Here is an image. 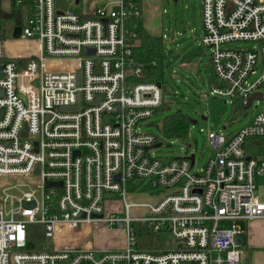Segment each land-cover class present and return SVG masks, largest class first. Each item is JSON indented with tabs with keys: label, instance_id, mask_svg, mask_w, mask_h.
<instances>
[{
	"label": "built area",
	"instance_id": "1",
	"mask_svg": "<svg viewBox=\"0 0 264 264\" xmlns=\"http://www.w3.org/2000/svg\"><path fill=\"white\" fill-rule=\"evenodd\" d=\"M57 1L30 0V15L13 29L21 27L20 38L0 42V176L38 177L41 190L0 191V264H241L239 223L264 219L256 182L264 156L247 148L264 139V112L231 137L209 131L215 156L199 170L195 154L164 161L155 152L161 140L145 126L164 104L165 85L150 73L157 62L143 64L128 39L140 0H69L67 11ZM201 7L211 94L244 108L254 94L264 100V0ZM132 188L171 192L137 204L128 200ZM116 197L125 217L106 214ZM136 206L153 218L133 217ZM96 223L126 229L127 246L96 249ZM31 225L44 227L47 249L27 250ZM139 226L166 232L170 244L141 250Z\"/></svg>",
	"mask_w": 264,
	"mask_h": 264
},
{
	"label": "rangeland",
	"instance_id": "2",
	"mask_svg": "<svg viewBox=\"0 0 264 264\" xmlns=\"http://www.w3.org/2000/svg\"><path fill=\"white\" fill-rule=\"evenodd\" d=\"M10 1L3 0L2 4L6 20L3 23L0 42L13 38L10 28L12 25ZM56 6L57 9L67 11L70 8V1L58 0ZM162 6L159 24L155 22L154 25L155 30L161 31V37L164 39V57L146 58L143 64L152 60L157 62L155 70L162 73L160 82L165 85V104L147 122L145 129L161 140L162 146L155 152L164 161L195 154V169L199 170L215 156V150L208 140V132L221 131L226 137L235 135L247 127L258 114L264 112V100L254 101L253 105L246 109L238 99L230 100L223 96L212 95L215 80L209 52L202 48L200 41L203 30L201 0H164ZM80 10L79 7L76 8L79 13ZM252 45V43H239L234 46L251 47ZM5 49L7 50L6 46ZM262 92L264 93V88ZM178 111L189 117L191 122L189 133L182 137L166 136L164 121ZM255 152L260 154L259 156H264V146L256 149ZM256 182L257 185H264V176L258 177ZM39 183L40 179L33 176H0V191L14 185H25L22 190L35 191L40 197L41 190L37 188ZM129 191L128 200L137 204H155L171 192L170 190L158 192L152 189L145 192H138L135 189ZM115 200L106 204V214L118 213L121 217H125L122 201L118 197ZM131 212L133 217L153 218L152 215L145 214L146 209L137 206ZM133 226L137 235V225L133 224ZM90 239L98 250H120L127 246L126 229L110 228L103 223L94 225ZM169 240H171L169 236L163 238V244L169 245ZM250 252L246 251L248 256L242 258L241 264H258L256 257H251L253 252Z\"/></svg>",
	"mask_w": 264,
	"mask_h": 264
},
{
	"label": "trees",
	"instance_id": "3",
	"mask_svg": "<svg viewBox=\"0 0 264 264\" xmlns=\"http://www.w3.org/2000/svg\"><path fill=\"white\" fill-rule=\"evenodd\" d=\"M140 15L132 17L127 24L128 39L134 44L133 50L137 57L141 58H159L164 57L165 44L162 37H157L149 34L144 27L143 9L140 4ZM5 17L0 5V34ZM139 44V45H138ZM213 72V70H212ZM151 75L153 80L162 81V73L158 70H152ZM215 80V79H214ZM165 104V102H164ZM164 106V105H163ZM162 109V108H161ZM159 109V111L161 110ZM190 119L181 111L176 112L174 115L168 116L164 121V133L166 136H187L190 130ZM264 144V139L249 140V143ZM133 189V188H132ZM138 239L140 243L138 247L141 250L159 251L167 248L163 244V238L167 237L166 232L156 233L153 230L139 226ZM157 237V238H156ZM163 237V238H162ZM142 238V239H141ZM48 242L45 238L44 227L40 225H31L28 228L27 250L28 251H43L47 249Z\"/></svg>",
	"mask_w": 264,
	"mask_h": 264
},
{
	"label": "crops",
	"instance_id": "4",
	"mask_svg": "<svg viewBox=\"0 0 264 264\" xmlns=\"http://www.w3.org/2000/svg\"><path fill=\"white\" fill-rule=\"evenodd\" d=\"M16 2L17 0H11L9 2L10 18L12 20V25L10 28L12 33L17 21L26 19L31 12L30 0H23V4L20 6L17 5ZM2 4H3V0H0L1 8H2ZM140 4L143 9L145 29L151 35L161 37L162 33L157 29L155 30L156 26L154 25V23L156 22L159 24V18L162 16V7H163L162 5L164 4V0H140ZM4 17L6 20V16ZM263 146L264 144L261 145L256 142L250 143L247 147L248 152L251 154L252 153L258 154L257 152H255L256 149H259ZM258 187L260 190V194L264 196V185L258 184ZM239 225L241 227L243 234L237 238V244L243 247L244 250L243 257L248 256L247 253L251 251L253 252V253L250 252L251 257L255 256L256 261H258V264H264V219L255 220L251 222L241 221Z\"/></svg>",
	"mask_w": 264,
	"mask_h": 264
},
{
	"label": "water",
	"instance_id": "5",
	"mask_svg": "<svg viewBox=\"0 0 264 264\" xmlns=\"http://www.w3.org/2000/svg\"><path fill=\"white\" fill-rule=\"evenodd\" d=\"M13 36H14V38L15 39H18V38H20V36H21V27H16L15 28V32H14V34H13ZM0 75L2 76V67L0 66ZM35 84H37V82L35 83ZM160 85V84H159ZM0 95H2V93H0ZM254 100H260V101H262L263 100V94L262 93H257V94H254L253 96H251L250 98H249V100H248V105L246 106V109H248V108H250L251 106H252V102L254 101ZM72 110H78V108H75V109H72ZM195 123H197V122H195ZM27 135V132H26V130H25V132H24V136H26ZM161 143H159V144H157L155 147L156 148H158V147H161ZM191 161H192V163H194V156H192L191 157ZM38 173V171H36V174ZM60 185V184H59ZM52 186H54V184H48V187H52ZM26 206H29V207H34L35 206V203H32V204H26ZM69 248H72V246H69Z\"/></svg>",
	"mask_w": 264,
	"mask_h": 264
}]
</instances>
